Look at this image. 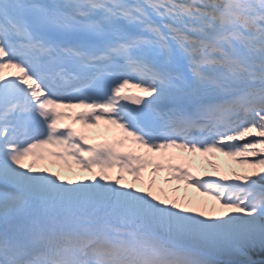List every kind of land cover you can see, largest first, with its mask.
<instances>
[{"label":"snow or ice","instance_id":"1","mask_svg":"<svg viewBox=\"0 0 264 264\" xmlns=\"http://www.w3.org/2000/svg\"><path fill=\"white\" fill-rule=\"evenodd\" d=\"M0 264H264V0H0Z\"/></svg>","mask_w":264,"mask_h":264},{"label":"rangeland","instance_id":"2","mask_svg":"<svg viewBox=\"0 0 264 264\" xmlns=\"http://www.w3.org/2000/svg\"><path fill=\"white\" fill-rule=\"evenodd\" d=\"M223 159H224V156H223ZM227 161V160H226ZM198 163H200L199 162V160L197 161V160H195L194 162H193V170H196V171H198ZM224 166L225 167H230V168H232V163H230V162H228L227 164H224ZM54 170H58V169H54ZM65 176H70L71 174L70 173H68V172H64L63 173ZM80 175H85V174H82V173H80ZM145 177H147L148 176V173H146L145 175H144ZM158 180H159V182L161 181L159 178H158ZM166 186V185H165ZM167 187V186H166ZM181 192L180 193H178V195H180V196H182L185 192H184V186H182L181 187ZM185 195V194H184ZM183 195V196H184ZM187 195L188 196H190V197H195V198H197V199H201V197H199V194L195 191V189H187Z\"/></svg>","mask_w":264,"mask_h":264},{"label":"bare ground","instance_id":"3","mask_svg":"<svg viewBox=\"0 0 264 264\" xmlns=\"http://www.w3.org/2000/svg\"><path fill=\"white\" fill-rule=\"evenodd\" d=\"M257 259H259V256H257Z\"/></svg>","mask_w":264,"mask_h":264}]
</instances>
